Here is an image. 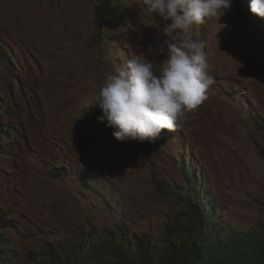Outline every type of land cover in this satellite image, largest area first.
I'll list each match as a JSON object with an SVG mask.
<instances>
[{
    "label": "rangeland",
    "instance_id": "rangeland-1",
    "mask_svg": "<svg viewBox=\"0 0 264 264\" xmlns=\"http://www.w3.org/2000/svg\"><path fill=\"white\" fill-rule=\"evenodd\" d=\"M98 4L0 0V214L12 224L0 249L10 264H54L57 244L106 264L116 225L128 244H162L193 188L189 172L224 225L264 223V20L233 0L218 33L216 18L194 26L214 77L207 99L161 138L121 143L95 97L125 59L160 64L164 37L142 0H116L100 30Z\"/></svg>",
    "mask_w": 264,
    "mask_h": 264
},
{
    "label": "clouds",
    "instance_id": "clouds-1",
    "mask_svg": "<svg viewBox=\"0 0 264 264\" xmlns=\"http://www.w3.org/2000/svg\"><path fill=\"white\" fill-rule=\"evenodd\" d=\"M144 11L159 17L163 35L157 54L165 58L154 64L143 54L116 64L95 97L99 122L113 128L117 142H153L165 131L183 126L186 114L207 99L214 83L204 41L194 37V26L216 18L218 23L233 0H142ZM251 15L264 20V0H248ZM219 50V48H218ZM92 104V105H93Z\"/></svg>",
    "mask_w": 264,
    "mask_h": 264
},
{
    "label": "trees",
    "instance_id": "trees-1",
    "mask_svg": "<svg viewBox=\"0 0 264 264\" xmlns=\"http://www.w3.org/2000/svg\"><path fill=\"white\" fill-rule=\"evenodd\" d=\"M115 2L99 0L94 9L98 30L106 24ZM0 56L5 58L2 43ZM260 128L264 130V126ZM2 135L4 133L0 129V141ZM66 174L60 170L53 176L61 179ZM189 174L193 188L184 189V209L166 224L165 231L169 238L158 245L147 237H134V241L128 244L125 229L116 225L118 231L115 234L105 235L111 257L106 264H264V223L259 222L250 229L224 225L220 221L219 211L212 206L214 203L195 191L197 175ZM198 178L200 182L203 180L201 172ZM11 225L10 219L0 214V244L6 241L4 231L12 228ZM67 247L68 250L61 244L54 246L50 255L54 264H74V259L78 260L75 264H82L81 256H76L78 249ZM0 264H10L1 249Z\"/></svg>",
    "mask_w": 264,
    "mask_h": 264
}]
</instances>
